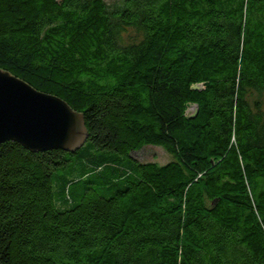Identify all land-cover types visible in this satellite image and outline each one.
Instances as JSON below:
<instances>
[{
  "label": "trees",
  "instance_id": "16d2710c",
  "mask_svg": "<svg viewBox=\"0 0 264 264\" xmlns=\"http://www.w3.org/2000/svg\"><path fill=\"white\" fill-rule=\"evenodd\" d=\"M0 67L87 130L0 142V264H264V0H0Z\"/></svg>",
  "mask_w": 264,
  "mask_h": 264
},
{
  "label": "water",
  "instance_id": "95a60500",
  "mask_svg": "<svg viewBox=\"0 0 264 264\" xmlns=\"http://www.w3.org/2000/svg\"><path fill=\"white\" fill-rule=\"evenodd\" d=\"M201 87L194 84L196 89ZM191 107L190 116H194L198 104ZM86 138L82 112L62 97L37 89L0 67V142L15 139L32 150L75 149Z\"/></svg>",
  "mask_w": 264,
  "mask_h": 264
},
{
  "label": "rangeland",
  "instance_id": "374dc122",
  "mask_svg": "<svg viewBox=\"0 0 264 264\" xmlns=\"http://www.w3.org/2000/svg\"><path fill=\"white\" fill-rule=\"evenodd\" d=\"M190 111H193L192 107H190ZM132 155L142 161L157 160L166 162L172 158V154L166 148L155 144L145 145L141 149L133 151Z\"/></svg>",
  "mask_w": 264,
  "mask_h": 264
}]
</instances>
